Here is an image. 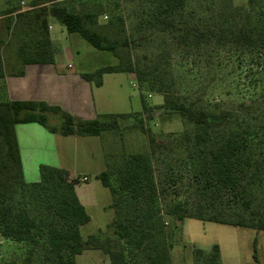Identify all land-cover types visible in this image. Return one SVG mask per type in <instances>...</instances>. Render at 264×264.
Returning <instances> with one entry per match:
<instances>
[{"label":"trees","instance_id":"obj_1","mask_svg":"<svg viewBox=\"0 0 264 264\" xmlns=\"http://www.w3.org/2000/svg\"><path fill=\"white\" fill-rule=\"evenodd\" d=\"M128 2L136 3L128 14L130 34L119 0H37L29 10L38 11L8 9L15 20H7V28L18 38L24 64H51L55 49L48 24L55 19L69 34H79L117 59L114 66L82 74L84 80L99 88L105 74H134L142 92L163 96L161 109L178 114L185 130L165 141L149 136L147 152L105 153L106 170L98 179L112 198L114 218L107 226L112 236L103 238L99 230L84 240L81 228L91 218L75 191L80 183L47 165L40 166L39 182L27 183L15 127L38 123L53 134L102 138L132 118L144 132L143 115L151 111L144 97L142 114L99 115L89 121L44 102L0 101V240L27 248L22 259L0 264H77L87 250L102 251L110 264H172V238L187 219L264 232V71L250 99L211 104L203 102L200 90L180 94L162 65L171 52L167 40L188 54L214 40L236 50H264V0H247L244 9L220 0L218 14L200 18L201 25L194 26L188 21V0ZM208 10L212 6L204 14ZM104 15H109L107 23L100 22ZM208 21L212 26L202 29ZM159 37L162 48H152ZM3 43L0 34V78ZM48 113L62 117L59 127L47 124ZM164 163L167 170L156 175ZM179 178L184 190L169 199L167 186ZM193 254L194 264H221L217 245ZM254 260L258 263L256 248Z\"/></svg>","mask_w":264,"mask_h":264},{"label":"rangeland","instance_id":"obj_2","mask_svg":"<svg viewBox=\"0 0 264 264\" xmlns=\"http://www.w3.org/2000/svg\"><path fill=\"white\" fill-rule=\"evenodd\" d=\"M37 0H0V34L3 42H8V52L13 57H17L15 46L19 41L15 32L7 28V20H15V15L8 16L6 11L16 8L23 13L27 11H38L40 8L31 9V3ZM219 1L214 0H188L187 14L191 25H201L200 18H206L218 14ZM120 11L126 20L127 33H131L132 21L128 18L130 11L136 8V3H129L128 0H119ZM235 8H247V0H232ZM208 10V14L203 11ZM107 17V19H105ZM196 17V18H195ZM109 15L100 18L101 23H107ZM53 31L51 37L55 49V59L61 66L70 65L75 72H94L105 66H114L117 59L109 52L98 51L85 41L79 34H69L65 27L55 19H51ZM212 26L211 22H206L205 26ZM164 43L161 37L153 41L152 48L161 47ZM171 46L170 56L163 59L162 65L170 70L171 76L176 82V89L180 94L189 91L200 90L202 100L205 103L215 102H237L242 99H250L254 92L253 84L261 78L264 71V50L243 49L236 50L226 41H211L202 43L198 51L186 53L177 50L171 40H167ZM167 45V46H168ZM162 48V47H161ZM144 50H139L142 55ZM138 54V52H137ZM113 77L107 76L106 84L100 90V96L96 94L99 112H106L100 115H136L142 114L144 97L146 104L150 107L149 113H145L144 132L141 131L138 121L132 118L124 120L117 133H103L102 141L104 151L107 154H133L147 152L149 149V136L158 140H166L171 134L184 132L185 126L178 114L167 113L161 106L164 103L163 96L142 92L138 86L134 74H121L120 85L113 82ZM262 87L259 84L257 92L261 93ZM143 95V96H142ZM50 106V105H49ZM58 107L62 111L61 106ZM65 112V111H64ZM67 113V112H66ZM144 113V112H143ZM99 116V115H98ZM97 116V117H98ZM59 114H46V122L50 126L59 127L62 123ZM168 161V160H167ZM165 161V162H167ZM166 163L157 166L156 175L167 170ZM177 179L176 183L167 186L166 195L170 199L173 194L181 193L184 190V181ZM181 198V197H180ZM110 200L112 201L111 194ZM94 221L81 228V236L84 240L88 236L96 234L99 230L104 231L106 236H112L107 231V226L112 222L113 210L107 212H93ZM216 226V225H215ZM197 220H185L172 238L171 257L173 264H193L195 249L205 250L210 242H223L224 238L211 230L215 227ZM218 227V226H216ZM237 235L233 241H237V259L235 264H264V232L253 229L236 228ZM234 243V247H235ZM255 248L257 251L258 263L254 260ZM25 245L0 240V261H7L13 258L22 259L26 254ZM211 251V250H210ZM205 251V252H210ZM77 264H110L109 257L100 250H87L77 257Z\"/></svg>","mask_w":264,"mask_h":264},{"label":"crops","instance_id":"obj_3","mask_svg":"<svg viewBox=\"0 0 264 264\" xmlns=\"http://www.w3.org/2000/svg\"><path fill=\"white\" fill-rule=\"evenodd\" d=\"M48 31L49 34L53 31L51 19ZM50 38L52 40L51 35ZM8 45V42L2 45L0 101L44 102L50 106H61L77 120H94L98 115L106 114L96 109V94L101 95L100 90L105 86L107 76H115L113 82L120 85L119 75L128 74H105L103 85L98 88L82 78V74L91 72H75L70 65L64 67L58 64L56 59L51 64H24L18 56L19 45L15 46L17 57H13V50L8 52ZM15 131L27 183L40 181L39 169L42 165L65 170L72 178L85 176L88 182L77 184L75 191L91 218L90 223L94 221L92 211L107 214L112 211L109 208L112 202L110 192L98 179L106 170L102 138L53 134L38 123L18 124ZM110 216L114 218V215ZM202 223L218 226L211 227V230L224 238L223 242H210L203 251H210L217 245L221 264H235L238 261L237 241L235 243L233 238L238 227Z\"/></svg>","mask_w":264,"mask_h":264},{"label":"built area","instance_id":"obj_4","mask_svg":"<svg viewBox=\"0 0 264 264\" xmlns=\"http://www.w3.org/2000/svg\"><path fill=\"white\" fill-rule=\"evenodd\" d=\"M105 19H107V17H105ZM79 182V183H86L88 182V178L85 177V176H80V177H74L72 178V180H76Z\"/></svg>","mask_w":264,"mask_h":264}]
</instances>
